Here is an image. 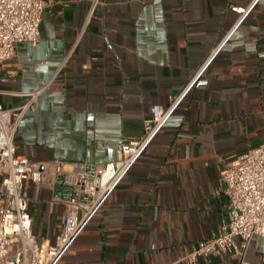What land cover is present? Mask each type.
<instances>
[{"label": "crops", "instance_id": "crops-1", "mask_svg": "<svg viewBox=\"0 0 264 264\" xmlns=\"http://www.w3.org/2000/svg\"><path fill=\"white\" fill-rule=\"evenodd\" d=\"M97 1L91 10L93 0H44L39 41L16 45L0 65L5 109L42 89L15 136L17 154L49 182L26 183L31 230L52 245L61 229L54 162L70 171L114 161L151 106L185 90L56 262L171 264L227 218L218 192L225 166L264 144V0ZM245 259L264 264V238H252Z\"/></svg>", "mask_w": 264, "mask_h": 264}, {"label": "built area", "instance_id": "built-area-1", "mask_svg": "<svg viewBox=\"0 0 264 264\" xmlns=\"http://www.w3.org/2000/svg\"><path fill=\"white\" fill-rule=\"evenodd\" d=\"M97 2L93 0L91 10ZM44 6V0H0V65L14 56L16 45L34 46L39 41ZM232 10L245 13L239 8ZM41 91L20 94L25 102L15 108L5 109L0 104V264H56L185 93L171 97L167 107L152 105L141 134L124 138L114 161L75 164L70 171L64 170L61 162L52 164V191L63 207V218L51 245L39 243L32 233L25 192L28 181L48 184L47 174L18 155L15 145L18 126ZM218 186L226 200L227 218L212 236L198 241L189 254L171 264H195L215 255L249 264L245 257L252 238H264V144L236 155L222 171Z\"/></svg>", "mask_w": 264, "mask_h": 264}]
</instances>
